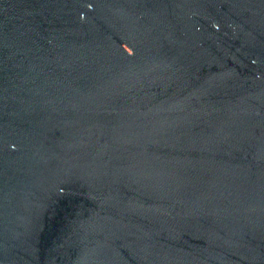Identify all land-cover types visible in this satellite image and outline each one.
Returning a JSON list of instances; mask_svg holds the SVG:
<instances>
[{"label": "water", "instance_id": "95a60500", "mask_svg": "<svg viewBox=\"0 0 264 264\" xmlns=\"http://www.w3.org/2000/svg\"><path fill=\"white\" fill-rule=\"evenodd\" d=\"M0 264H264V0H0Z\"/></svg>", "mask_w": 264, "mask_h": 264}]
</instances>
